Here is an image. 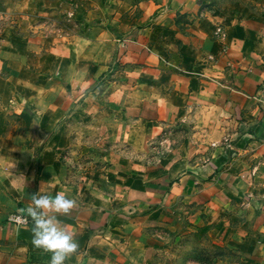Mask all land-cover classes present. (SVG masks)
Listing matches in <instances>:
<instances>
[{"label": "rangeland", "instance_id": "rangeland-1", "mask_svg": "<svg viewBox=\"0 0 264 264\" xmlns=\"http://www.w3.org/2000/svg\"><path fill=\"white\" fill-rule=\"evenodd\" d=\"M197 1L200 15L264 34V0ZM157 3L0 0V264H32L11 257L24 254L19 232L32 231L21 210L33 193L76 201L67 213L45 210L78 242L65 264H264V231L236 228L233 199L159 214L156 190L169 187L172 165L185 149L205 158L211 149H199L200 122L171 119L168 102V118L143 112L157 94L159 72L143 56ZM224 26L214 24L218 48L200 57L230 71Z\"/></svg>", "mask_w": 264, "mask_h": 264}, {"label": "crops", "instance_id": "crops-1", "mask_svg": "<svg viewBox=\"0 0 264 264\" xmlns=\"http://www.w3.org/2000/svg\"><path fill=\"white\" fill-rule=\"evenodd\" d=\"M157 2L149 25L153 44H148V51L143 53L154 59L153 69L159 72L154 82L157 94L153 95L154 111L150 114L143 105V112L154 120L168 118L162 109L168 102L171 119L184 115L193 123L200 122L196 127V134L203 137L199 149H211L206 158L185 149L183 158L172 165L169 187L156 190L161 196L159 214L191 213L200 198L207 200V207L216 197L223 200L222 204L233 199L236 228L263 232L264 34L238 30L222 17L200 15L197 0ZM220 20L230 44V71H223L221 63L207 68L200 57L218 48L211 33ZM141 51L139 48L138 55ZM190 111L193 113L189 117ZM192 133L195 135L194 129ZM178 168L181 171L177 174ZM199 183L205 184L201 188ZM225 215L226 220L228 213ZM19 235L24 254L12 256L11 261L50 264L36 261L47 251L32 245V231L21 230Z\"/></svg>", "mask_w": 264, "mask_h": 264}, {"label": "clouds", "instance_id": "clouds-1", "mask_svg": "<svg viewBox=\"0 0 264 264\" xmlns=\"http://www.w3.org/2000/svg\"><path fill=\"white\" fill-rule=\"evenodd\" d=\"M75 204L76 201L64 193H33L32 205L21 210L33 221L32 245L51 253L50 264H65L68 256L77 250L78 242L69 231L60 226L55 214H49L45 210L67 213Z\"/></svg>", "mask_w": 264, "mask_h": 264}, {"label": "built area", "instance_id": "built-area-1", "mask_svg": "<svg viewBox=\"0 0 264 264\" xmlns=\"http://www.w3.org/2000/svg\"><path fill=\"white\" fill-rule=\"evenodd\" d=\"M216 33H217V35H218V34L220 35V33H222V32L220 31V29H217V30H216Z\"/></svg>", "mask_w": 264, "mask_h": 264}, {"label": "trees", "instance_id": "trees-1", "mask_svg": "<svg viewBox=\"0 0 264 264\" xmlns=\"http://www.w3.org/2000/svg\"><path fill=\"white\" fill-rule=\"evenodd\" d=\"M42 256H43V255H42ZM42 256H41V257H42ZM43 258H46V257L44 256Z\"/></svg>", "mask_w": 264, "mask_h": 264}]
</instances>
